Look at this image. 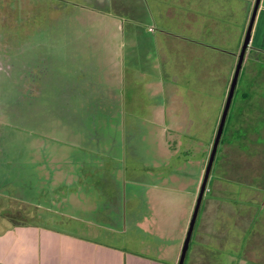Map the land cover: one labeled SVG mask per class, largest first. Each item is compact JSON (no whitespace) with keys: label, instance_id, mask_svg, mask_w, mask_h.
I'll list each match as a JSON object with an SVG mask.
<instances>
[{"label":"rangeland","instance_id":"1","mask_svg":"<svg viewBox=\"0 0 264 264\" xmlns=\"http://www.w3.org/2000/svg\"><path fill=\"white\" fill-rule=\"evenodd\" d=\"M247 2L0 0V228L39 203L31 222L178 264ZM245 56L184 264H264V58Z\"/></svg>","mask_w":264,"mask_h":264},{"label":"crops","instance_id":"2","mask_svg":"<svg viewBox=\"0 0 264 264\" xmlns=\"http://www.w3.org/2000/svg\"><path fill=\"white\" fill-rule=\"evenodd\" d=\"M248 2L246 9L250 14L254 11L256 0ZM249 49L261 53L264 58V0L260 1L255 17ZM224 177H227V172ZM19 202L30 209L29 200ZM36 206V210L26 212L27 220H21L26 216L17 212L22 208L17 207V210L15 206H10L11 214L6 213V216L12 219L7 218L9 225L0 228V264H168L127 253L98 241L99 238H83L63 229L48 227L41 221L31 222L32 218L37 220V210L45 209L39 203ZM49 212L55 214L59 211Z\"/></svg>","mask_w":264,"mask_h":264},{"label":"water","instance_id":"3","mask_svg":"<svg viewBox=\"0 0 264 264\" xmlns=\"http://www.w3.org/2000/svg\"><path fill=\"white\" fill-rule=\"evenodd\" d=\"M260 1L261 0H256L255 8H254V11H253L252 16H251V21H250V24L248 27L246 38H245L244 44L242 46L241 52L238 56V62H237V66L235 69L234 77H233L232 83L230 85V89H229L228 96H227V101H226V104L224 106V110L222 112V116H221V119H220V122L218 125V129H217L216 136H215L214 143H213V147H212V152L210 154V158H209L208 164L206 166L205 175H204L202 185L200 188V192H199V197H198L197 204H196V207L194 209V212H193L190 224H189V229H188V232L186 234V238L183 242V246H182V250H181V257L178 260V264H184V262H185L187 251L189 249V245H190V242L192 239V234H193L194 227L196 224V220L198 217V212H199L201 202H202V199L204 197L205 190H206V185H207L208 179H209L211 171H212V167H213V163H214V160H215V157L217 154L218 146H219V143H220V140L222 138L223 131L225 128L227 116H228V113H229V110H230V107L232 104V100L234 98V93H235V89L237 86L238 77L240 75V72H241V69L243 66L245 54H246L247 49H249V46L251 44L252 29H253L255 17H256V14H257V11H258V8L260 5Z\"/></svg>","mask_w":264,"mask_h":264},{"label":"trees","instance_id":"4","mask_svg":"<svg viewBox=\"0 0 264 264\" xmlns=\"http://www.w3.org/2000/svg\"><path fill=\"white\" fill-rule=\"evenodd\" d=\"M224 133V132H223ZM220 144V143H219ZM218 149H219V146H218ZM218 152V151H217ZM215 159H216V157H215ZM223 159V158H222ZM221 159V157H220V159H219V173L222 175V176H224V174L226 173L225 172V170L223 169L222 170V168H221V165H220V161L222 160ZM214 162H215V160H214ZM214 164V163H213ZM205 194V193H204Z\"/></svg>","mask_w":264,"mask_h":264},{"label":"clouds","instance_id":"5","mask_svg":"<svg viewBox=\"0 0 264 264\" xmlns=\"http://www.w3.org/2000/svg\"><path fill=\"white\" fill-rule=\"evenodd\" d=\"M214 143V142H213ZM213 147V146H212ZM218 151V150H217ZM212 152V151H211ZM217 155V154H216ZM209 161V160H208ZM208 164V163H207Z\"/></svg>","mask_w":264,"mask_h":264}]
</instances>
